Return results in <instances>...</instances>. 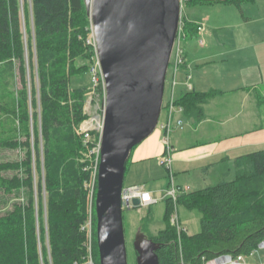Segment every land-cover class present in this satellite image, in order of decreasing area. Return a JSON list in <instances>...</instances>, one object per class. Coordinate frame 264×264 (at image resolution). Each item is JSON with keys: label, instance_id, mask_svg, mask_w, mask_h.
Instances as JSON below:
<instances>
[{"label": "trees", "instance_id": "1", "mask_svg": "<svg viewBox=\"0 0 264 264\" xmlns=\"http://www.w3.org/2000/svg\"><path fill=\"white\" fill-rule=\"evenodd\" d=\"M251 1L188 0L187 7L219 3L242 10V3ZM183 20V40L197 37L200 25ZM90 34L85 0H0V68L17 70L22 85L17 106L0 101V114L23 126L13 139L3 132L0 148L24 152L17 161L0 162V190L16 199L12 210L0 215V264H88L89 221L94 263L99 264L96 192L91 195L92 171L86 169L89 162L81 160L86 148L77 133L88 118L85 103L91 89L72 85L74 77L89 74L96 58ZM183 47L181 71L186 67ZM78 60L85 63L78 65ZM217 94L191 89L177 104L184 116L199 120L204 104ZM130 162L131 157L127 166ZM165 200L168 228L151 237L160 245V264L252 255L264 242V148L235 159L234 179L182 191L176 203L171 197ZM177 205L200 213L198 233L179 232L171 224Z\"/></svg>", "mask_w": 264, "mask_h": 264}, {"label": "water", "instance_id": "2", "mask_svg": "<svg viewBox=\"0 0 264 264\" xmlns=\"http://www.w3.org/2000/svg\"><path fill=\"white\" fill-rule=\"evenodd\" d=\"M105 86L95 197L99 264H129L121 196L135 147L157 129L181 21L180 0H85ZM140 204L139 199L134 205ZM137 264L160 245L137 234Z\"/></svg>", "mask_w": 264, "mask_h": 264}, {"label": "crops", "instance_id": "3", "mask_svg": "<svg viewBox=\"0 0 264 264\" xmlns=\"http://www.w3.org/2000/svg\"><path fill=\"white\" fill-rule=\"evenodd\" d=\"M247 3L264 9V0ZM186 17L204 30L185 46L186 67L179 75L177 96L189 91L187 76L192 90L218 92L204 104L201 119L178 114L183 125L175 126L169 135L173 179L177 176L181 185L175 184L186 192H195L213 186L208 184L215 180L234 179L235 159L264 148V37L243 33L215 35L207 31L203 17L187 13ZM245 20L241 26L255 22L248 16ZM157 128L162 134H152L132 151L134 165L154 157L160 160L166 154L164 131ZM190 186L195 191H190Z\"/></svg>", "mask_w": 264, "mask_h": 264}, {"label": "rangeland", "instance_id": "4", "mask_svg": "<svg viewBox=\"0 0 264 264\" xmlns=\"http://www.w3.org/2000/svg\"><path fill=\"white\" fill-rule=\"evenodd\" d=\"M241 8L242 10L235 5H224L219 3H212V4L206 3L204 5L196 6L195 8L187 7L186 5L184 11H181V15H182L181 21L183 20V18H186V13L196 14L197 18L203 17L204 24L207 26V31L210 30L215 35L225 36L236 33H243V34H252V35L257 34L264 37V9H262L260 5L247 3V2H243ZM246 16L252 17L255 22L248 24L247 26H241L240 25L241 23L243 24L245 23ZM208 17H209V21H208ZM183 21L181 22L182 26L180 23V28H179V32L181 33V35L184 31ZM219 26L222 27L220 28ZM223 26L227 28H223ZM179 32H178V39H179ZM25 34H26V30H25ZM30 35L32 36V40L34 41L35 38H34L33 30ZM203 39L205 40V36H203ZM189 40H185L183 42L184 46L187 45ZM88 43L94 44L93 34L89 35ZM84 63L85 62L82 60L77 61L78 65H82ZM90 76H91L90 74H87L84 77H79V78L74 77L72 79L73 87H88L89 89H91L92 92L93 90L91 88ZM170 80H171V70L168 73V78L166 83V90H165L166 98H168L169 96ZM28 82L31 88L32 85H31L30 75L28 76ZM36 82L38 87V77L36 79ZM179 87L180 86L177 87V90ZM99 88H101V86ZM99 88H97L94 91V93L89 94V97L86 100L87 102L85 103V112L88 118L85 121L91 120V122L95 123L98 119H100L99 115L101 116L102 113L104 93L102 92L103 90L101 91V89ZM21 90H22V85L18 71L17 70L14 71L11 67L6 65L1 66L0 101H6L10 106L16 107L18 102L20 101L19 93ZM38 105H40L39 101H38ZM38 112H40V107L38 108ZM31 113H32V109H31ZM164 115H165V110L162 111L160 117L161 121H163ZM34 123L35 122L33 120L30 123L31 131H33V127L35 128ZM83 123H81L77 129V133L80 135L82 133L81 125H83ZM19 128H23V126L21 123H19L18 120H14L0 114V135H3V132H5L6 137L8 138L13 139L16 136L19 137V134H21L19 131L17 132ZM160 133L161 131L159 130V128H157L152 136H156ZM91 136H92L91 139L94 142H97V140L99 139V135L97 131H93ZM138 147L139 145L134 149V151ZM259 149L262 148L259 147L256 150ZM87 153L88 152H84V151L81 152L80 154L81 160L82 162L88 161L90 165L91 158L89 156V153L88 155ZM23 155L24 152H22L21 150H16L13 148H0V162L15 161V160L17 161L21 159ZM160 160L154 157L153 159H149L148 161L139 163V165H134L133 162H130L126 168L124 187H130L133 185L145 186V189H147L148 191H152L153 196L156 199H159V201L150 208H134L130 210L126 209L123 211L129 264H137V252L135 251L133 246L137 234L139 233L143 234L146 239L152 240L151 237L156 236L160 231L168 228L164 216L166 209L165 199L167 196V190L169 189L168 186L171 185V180H172L171 177L172 174L174 175V171L172 170L171 172L170 170H168V167L166 165H163ZM89 165H86V168L88 170H90ZM174 179L176 184H180L177 176H175ZM223 179H225V177ZM218 182L219 180H215L208 185H214ZM190 187H191L190 191H195V188H193L192 186ZM96 191H97V184L95 185L94 188V192ZM15 200L16 199H14L13 196H6L0 190V215H3L6 212L11 211ZM176 207L179 215V222L184 232L187 234L198 233L201 229L200 213L196 211L191 212L182 205H177ZM170 222H171V217H170ZM263 259H264V249L259 251L257 254L246 256V260L249 264H255ZM92 261L94 263L93 252H92ZM89 262H90V258L88 264Z\"/></svg>", "mask_w": 264, "mask_h": 264}, {"label": "built area", "instance_id": "5", "mask_svg": "<svg viewBox=\"0 0 264 264\" xmlns=\"http://www.w3.org/2000/svg\"><path fill=\"white\" fill-rule=\"evenodd\" d=\"M181 3V11H184L185 6L188 3V0H180ZM182 21H180L181 23ZM182 26V23H181ZM180 28V26H179ZM182 28V27H181ZM204 30L203 26H200L198 29L199 34H201ZM181 33L179 32V39L177 36V39L175 41V45L172 52L171 62L169 71L171 70V80H170V89H169V96L168 98L165 97L164 93V103H163V110H165V115L163 121L159 120L158 126L161 127V129L164 131V144L166 146V154L162 156L161 163L163 165H166L168 167V170L172 172L171 169V149L169 145V135L173 131L174 127H182L183 120L182 118L178 117L177 115H181L184 112V109L182 106L177 104L178 96H177V87L181 84V81L179 79V75L181 73V65L184 63V47H183V33L180 37ZM200 43L202 44L203 41L201 40ZM95 44V43H94ZM168 71V73H169ZM89 74L91 75V88L92 93L102 86L103 93H104V101H103V108L101 116L99 115L100 119H98L95 123L91 122V120H87L81 125V131H82V139L83 144L86 148V152L89 153V156L91 158V163L89 165L90 171H92V182H91V191L92 196L94 193L95 185L97 184L98 180V172H99V164H100V156H101V136L103 131V125H104V116H105V110H104V102H105V86H104V79L102 75L101 66L99 63V60L96 56L93 64L90 66ZM168 78V75H167ZM186 86L188 90L192 89V86L190 85V78L186 77ZM167 83V80H166ZM166 90V86H165ZM97 131L99 135V139L97 142H94L92 138V132ZM87 153V155H88ZM88 156V158H89ZM87 169V168H86ZM171 185L169 189L167 190V196L171 197L174 201V203L177 202L179 194L184 191L180 186H177L173 179V174L171 177ZM186 192V191H185ZM139 199L140 204L138 206L134 205V200ZM122 209L123 211L126 209H134V208H150L154 204H156L159 199H156L153 194L145 189V186L142 185H133L130 187H124L122 196ZM171 223L178 228V231L181 232L183 229L181 228L180 222H179V215L177 212V207L175 208L174 212L171 214ZM88 228V235H89V252H90V262L89 264H94L92 261V227H91V221L87 224ZM264 249V242L261 243L260 248L256 250V253L259 250ZM200 264H249L246 260V256L244 255H238L234 256L231 254H225L221 256H217L210 260H203ZM255 264H264V260H261Z\"/></svg>", "mask_w": 264, "mask_h": 264}]
</instances>
